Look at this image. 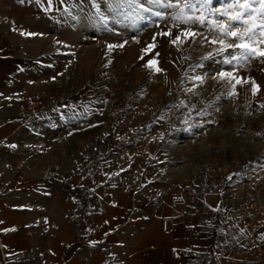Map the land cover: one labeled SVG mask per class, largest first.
<instances>
[{
  "label": "rangeland",
  "instance_id": "rangeland-1",
  "mask_svg": "<svg viewBox=\"0 0 264 264\" xmlns=\"http://www.w3.org/2000/svg\"><path fill=\"white\" fill-rule=\"evenodd\" d=\"M166 2L61 0L44 27L36 105L21 110L29 145L74 169L83 189L218 193L221 225L264 251V59L229 60L238 49L209 42L226 18L207 10L234 0L180 19ZM186 30L197 35L173 43Z\"/></svg>",
  "mask_w": 264,
  "mask_h": 264
},
{
  "label": "crops",
  "instance_id": "crops-1",
  "mask_svg": "<svg viewBox=\"0 0 264 264\" xmlns=\"http://www.w3.org/2000/svg\"><path fill=\"white\" fill-rule=\"evenodd\" d=\"M60 10L61 0H0V264H264L221 225L218 193L83 189L74 169L29 145L21 110Z\"/></svg>",
  "mask_w": 264,
  "mask_h": 264
},
{
  "label": "snow or ice",
  "instance_id": "snow-or-ice-1",
  "mask_svg": "<svg viewBox=\"0 0 264 264\" xmlns=\"http://www.w3.org/2000/svg\"><path fill=\"white\" fill-rule=\"evenodd\" d=\"M197 3L207 5L211 3V0H176L175 3L169 0V2L165 3V6L179 9V16L174 17V19H180L186 18L187 13L185 10L195 9ZM201 11L202 15L199 19L203 22L205 15L203 14V9ZM214 13L226 18L224 22H215L214 29L218 34L209 41L212 44L219 45L218 54H223L229 49H238L239 56L231 55L229 60L264 59V0H234L233 6L230 8L222 10L210 8L207 10L208 15ZM164 35H171V33H164ZM196 35L197 33L190 30L183 31L173 43L181 42V37L194 38ZM111 47L113 46L110 45L109 48L111 49ZM148 66L155 68L157 72L160 71L156 67L155 61H149ZM219 75L221 79H236L231 72H221ZM243 83H249V81L236 79V84ZM251 83L253 85V96H255L258 86L254 81Z\"/></svg>",
  "mask_w": 264,
  "mask_h": 264
},
{
  "label": "built area",
  "instance_id": "built-area-1",
  "mask_svg": "<svg viewBox=\"0 0 264 264\" xmlns=\"http://www.w3.org/2000/svg\"><path fill=\"white\" fill-rule=\"evenodd\" d=\"M29 103H31L32 106H35V105H36V102H35V101L28 102V104H29ZM65 182L69 184V183L72 182V179H71V178H67V179L65 180ZM184 191H185V193H187V194H193V191H192V188H191V187H186V188L184 189ZM171 223H172V218H166V219H163V220H162V223H161V225H162V230H163V231H167ZM243 264H255V263H243Z\"/></svg>",
  "mask_w": 264,
  "mask_h": 264
}]
</instances>
